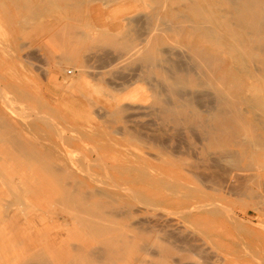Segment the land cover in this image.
Masks as SVG:
<instances>
[{
  "label": "rangeland",
  "instance_id": "obj_1",
  "mask_svg": "<svg viewBox=\"0 0 264 264\" xmlns=\"http://www.w3.org/2000/svg\"><path fill=\"white\" fill-rule=\"evenodd\" d=\"M46 2L0 0V264H264V53L233 5ZM43 42L74 100L47 94ZM194 47L220 58L221 84L187 74Z\"/></svg>",
  "mask_w": 264,
  "mask_h": 264
},
{
  "label": "bare ground",
  "instance_id": "obj_2",
  "mask_svg": "<svg viewBox=\"0 0 264 264\" xmlns=\"http://www.w3.org/2000/svg\"><path fill=\"white\" fill-rule=\"evenodd\" d=\"M47 1V5L48 3L52 4L54 2V4H57L58 0H45ZM49 1V2H48ZM57 1V2H56ZM62 1V0H61ZM65 1V0H63ZM111 1V0H110ZM232 5H233V17L229 18V20H233L234 22H236L238 28H239V31H245L247 34H251L253 36L256 37V41H255V46L261 51L264 53V3H262V0H228ZM193 11H195L196 13L199 12V10H197L196 6L194 5V9ZM161 20V26L162 27H166L168 26L167 22L165 20ZM189 20V19H188ZM190 22H192L191 24V29L193 30V32H195L198 36L204 38L207 40V42H209L208 45H210V43H212L213 45H219L220 46V42L221 40H223V35L221 33L218 32V29L214 26H208V25H199L197 22L195 23L194 21L192 20H189ZM82 38V37H81ZM201 38V39H202ZM203 41V40H201ZM236 43L234 44L233 43H230L229 44V47L230 49L232 50H237L238 48V45H239V42L235 39L234 40ZM211 44V45H212ZM212 47V46H210ZM214 49H215V46H213ZM223 47V46H222ZM218 48V49H217ZM216 49L219 50L221 48L217 47ZM213 49V50H214ZM215 49V50H216ZM214 50V51H215ZM222 50V49H220ZM139 53V52H138ZM189 61L192 62L189 64L188 68H187V74L191 77L192 75H199L201 74L205 79L208 77H211V70H214V77H215V72L216 70L219 68V64H220V58L217 57V56H213V54L209 53H205L200 47H194V48H190L189 49ZM221 53V52H220ZM67 54V53H66ZM65 55V54H64ZM62 57V56H61ZM138 59V58H136ZM65 60V58H64ZM68 60V59H67ZM178 69V67H176ZM176 69V70H177ZM183 71L182 70H177L178 72V75L175 79V84H179V83H183L184 81V76L183 74H181L180 72ZM187 78V77H186ZM215 81L216 83L218 84H221V79H217L215 77ZM147 83V82H146ZM1 86V85H0ZM2 87H5V86H2ZM1 87V88H2ZM7 87V86H6ZM11 88V86L9 87ZM4 89V88H3ZM7 90V89H6ZM10 91V90H9ZM223 90L221 91H218L217 92V98H218V102H219V105L220 107L215 109V116L216 118H218V123H220V127H222V124L224 123V115L223 113L225 112L224 110V107H223V104L225 102V98L223 96ZM6 92L3 93V95H5ZM13 94V92L11 93V95ZM174 95H177L179 98H181L182 96L184 95H188L187 92H182V93H175L174 92ZM10 96V95H9ZM14 96V95H13ZM15 97V96H14ZM1 98V97H0ZM10 98H12L10 96ZM194 98V97H193ZM4 101V100H3ZM11 101L12 103L9 104V106L11 107L14 103L15 104H19L21 105V103H23V99H20L15 97V98H12V99H9V97H7V99L5 100V102H9ZM1 102H2V98H1ZM24 105V104H23ZM22 105V106H23ZM22 106H19L18 109H20V111H18L17 113L23 111L24 114L21 112L22 116L24 117H27L26 114H25V111L26 109H28L30 111V114H31V109L30 108H26V107H22ZM182 106V105H180ZM178 107V106H177ZM17 108V107H16ZM23 108V110H22ZM224 109V110H223ZM165 112H168L169 114H173L175 115L177 113V111H175V108L174 107H170V108H165ZM20 114V115H21ZM19 115V116H20ZM30 116V115H29ZM28 116V117H29ZM38 117V116H37ZM30 119V118H29ZM39 119V118H38ZM32 120V118H31ZM37 121V120H32V122L30 123H27L28 127L30 129H33L35 130L36 127H34V122ZM41 123V121H40ZM205 126H207L208 128H211L213 127L211 125V123H209V121H206L204 122ZM215 125V124H214ZM217 128V127H216ZM37 131L39 132L41 129L40 128H36ZM40 129V130H38ZM37 131H35V133H37ZM43 131H40L39 133L41 134V136L43 138H45V136L42 135ZM48 132V131H46ZM45 133V131H44ZM40 136V137H41ZM181 136V135H180ZM39 137V138H40ZM34 138V137H33ZM21 140V139H20ZM38 140V139H37ZM141 140V139H140ZM262 140V139H261ZM36 141V140H35ZM252 142V141H251ZM258 143V142H256ZM254 144V143H252ZM259 144V143H258ZM258 147V146H257ZM54 149V148H53ZM229 154V153H228ZM44 155V154H43ZM69 155V154H68ZM55 156V155H54ZM56 157V156H55ZM233 160V159H232ZM201 162V161H200ZM50 165V164H49ZM53 165V164H52ZM52 165H50L52 167ZM95 165V164H94ZM87 166V165H86ZM197 166V165H196ZM54 167V166H53ZM72 167V166H71ZM55 169V168H54ZM53 171V170H52ZM56 171V170H55ZM72 171V170H71ZM127 170L123 171V172H126ZM54 172V171H53ZM79 172V171H78ZM149 172V171H148ZM57 173V172H56ZM59 173V172H58ZM63 173V172H61ZM60 173V174H61ZM68 173V172H67ZM64 174V173H63ZM55 175V173H54ZM121 175H124L122 174L121 172ZM57 176V175H56ZM59 178V176H57ZM56 177V178H57ZM61 178V177H60ZM67 178V177H66ZM58 180V179H56ZM60 181V180H59ZM68 182V181H67ZM70 184V183H69ZM79 185V184H77ZM114 185V184H113ZM124 185V184H123ZM168 185V183H167ZM170 185V184H169ZM213 185V184H212ZM110 186V185H109ZM117 188L114 186V189ZM166 188V187H165ZM209 188V187H208ZM109 189H111V187H109ZM124 189V188H123ZM125 190V189H124ZM78 191V190H77ZM122 191V190H121ZM90 192V191H89ZM123 192V191H122ZM84 193V192H83ZM83 193H80L81 196H83L84 194ZM87 193V192H86ZM106 193H109L108 191ZM105 193V194H106ZM127 193V192H126ZM128 194V193H127ZM170 194V193H169ZM90 195V194H89ZM91 195L93 196V194L91 193ZM110 195V193H109ZM108 195V196H109ZM111 195H113V193H111ZM117 196L118 194H114V196ZM80 196V195H79ZM97 196V195H96ZM107 196V194H106ZM70 197H71V193H70ZM85 197V195H84ZM83 197V198H84ZM87 197V195H86ZM101 197V196H100ZM136 197V196H135ZM72 198V197H71ZM70 198V199H71ZM88 200V198H87ZM84 201V199H83ZM89 201V200H88ZM90 202V201H89ZM88 202V203H89ZM98 202V201H97ZM87 203V202H86ZM85 203V204H86ZM87 205V204H86ZM88 208V207H87ZM84 209V208H83ZM97 209V208H96ZM185 210V209H184ZM190 210V209H189ZM191 211V210H190ZM72 249V248H71ZM44 260H47V259H44Z\"/></svg>",
  "mask_w": 264,
  "mask_h": 264
},
{
  "label": "crops",
  "instance_id": "obj_3",
  "mask_svg": "<svg viewBox=\"0 0 264 264\" xmlns=\"http://www.w3.org/2000/svg\"><path fill=\"white\" fill-rule=\"evenodd\" d=\"M35 15V14H34ZM41 48L43 50V52L48 55V59H49V63L52 64V69H53V76L51 79L48 78L46 79V90H47V94L49 96H51L53 99H57V100H65V101H69V100H74L71 99L69 97H65V95L63 94L62 90H63V83H61V69L63 67V61H66L67 59L63 60V58L61 59L60 57H56L55 56V49L51 47V45H49L47 42H43L41 43ZM71 112V111H69ZM74 116H77L74 112H71Z\"/></svg>",
  "mask_w": 264,
  "mask_h": 264
},
{
  "label": "built area",
  "instance_id": "obj_4",
  "mask_svg": "<svg viewBox=\"0 0 264 264\" xmlns=\"http://www.w3.org/2000/svg\"><path fill=\"white\" fill-rule=\"evenodd\" d=\"M67 73L70 74L71 73V70H67Z\"/></svg>",
  "mask_w": 264,
  "mask_h": 264
}]
</instances>
